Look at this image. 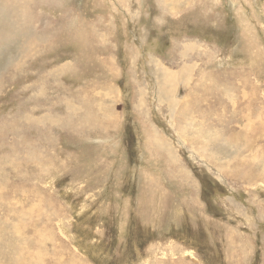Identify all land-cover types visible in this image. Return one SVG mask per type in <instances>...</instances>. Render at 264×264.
Listing matches in <instances>:
<instances>
[{
	"label": "rangeland",
	"instance_id": "1",
	"mask_svg": "<svg viewBox=\"0 0 264 264\" xmlns=\"http://www.w3.org/2000/svg\"><path fill=\"white\" fill-rule=\"evenodd\" d=\"M15 2L0 264H264V0Z\"/></svg>",
	"mask_w": 264,
	"mask_h": 264
},
{
	"label": "bare ground",
	"instance_id": "2",
	"mask_svg": "<svg viewBox=\"0 0 264 264\" xmlns=\"http://www.w3.org/2000/svg\"><path fill=\"white\" fill-rule=\"evenodd\" d=\"M231 1V0H230ZM232 3V2H231ZM19 5V4H18ZM230 5V4H229ZM16 2L15 0H0V28H3L4 25L6 26H10L15 29V31H21L24 32V34H31V31L29 28H26V26H21L19 24H22L23 22L21 21V18L23 20H28V15L26 17V15L24 13L20 14L19 10L16 9ZM24 10V9H23ZM32 18V17H31ZM27 22V21H26ZM31 21H29V25H30ZM32 25V24H31ZM28 26V24H27ZM9 31V30H8ZM6 33V32H5ZM4 33V30H0V40L6 39L7 35ZM15 33V32H14ZM29 34V35H30ZM32 35V34H31ZM23 36V34H22ZM33 36V35H32ZM29 37V36H28ZM163 80L166 83L171 84L173 81H175V78H170V76L168 75V78L165 76L163 78ZM165 83V84H166ZM163 88V87H162ZM161 88V89H162ZM165 88V87H164ZM174 88V87H173ZM178 89V88H177ZM165 90V89H164ZM175 92V91H174ZM166 95V94H165ZM168 96V95H167Z\"/></svg>",
	"mask_w": 264,
	"mask_h": 264
}]
</instances>
